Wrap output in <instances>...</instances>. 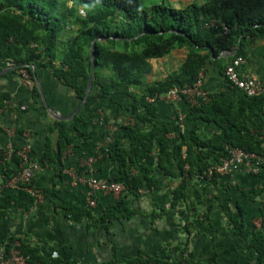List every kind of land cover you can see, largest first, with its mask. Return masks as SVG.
I'll return each mask as SVG.
<instances>
[{
    "label": "trees",
    "instance_id": "trees-1",
    "mask_svg": "<svg viewBox=\"0 0 264 264\" xmlns=\"http://www.w3.org/2000/svg\"><path fill=\"white\" fill-rule=\"evenodd\" d=\"M81 7L85 16L80 14ZM213 19L226 24L231 32L222 35L219 29L205 27ZM261 39H264V0H204L182 8L154 0H0V71L12 65L22 66L18 71L28 72L36 99L40 100V94L30 66L38 76L42 70L49 71L81 102L88 86L91 48L95 41L94 87L85 108L71 121H54V127L48 129L42 160L54 168L58 177H62L70 147L79 148L87 143V131L82 127L88 124L85 111L91 99L95 96L114 104L115 95H127L132 99L130 106L121 108L126 109L133 122L117 123L122 134L107 147L109 160L116 168L111 181L122 183L124 192L111 208L103 211L62 201L63 214L76 222L90 221L92 228L110 236L116 222L130 220L139 214L131 202L132 198H138L140 190L160 188L156 172L172 181L179 178L173 190V207L182 200L202 203V193L206 195L208 187L217 184L219 179L201 180V176L229 157L228 147L263 154L264 136L259 131L253 133L248 123L251 115L264 114V93L256 97L243 94L235 105L212 94L208 102L192 110L200 120L222 131L221 141L215 144L203 141L196 125L189 132L178 133L175 140L168 138L171 129L158 120L157 106L149 102V98L170 88L193 85L212 59L219 58L222 53L229 54L239 48L235 57H246L247 42ZM183 48L188 53L180 70L162 81L147 82L153 72L152 60ZM227 67L223 68L224 75ZM10 97L9 93L0 92V110ZM55 131L58 132L56 141L52 138ZM1 148L0 187L20 171L21 164L17 155L20 149H15L12 159L7 160L5 148ZM196 181L200 185L197 186ZM50 193L51 190H44L45 196ZM261 193H264V184L252 194L241 191V198L234 205L220 203L228 227L235 235L244 236L248 206ZM35 201L25 190L11 192L0 203V217L14 208L29 211L36 206ZM212 207L209 200L205 218H209ZM164 213L155 214V218ZM261 218V228L246 245L247 250L249 247L257 254V264H264V210ZM14 241L17 239L7 241V247ZM4 244L6 241L0 242V249ZM21 249L30 257L31 264H80L44 257L38 249L25 243ZM217 258L215 254L208 264H220ZM184 261L194 264L187 258L174 261L145 253L134 259L112 262L181 264Z\"/></svg>",
    "mask_w": 264,
    "mask_h": 264
},
{
    "label": "crops",
    "instance_id": "crops-1",
    "mask_svg": "<svg viewBox=\"0 0 264 264\" xmlns=\"http://www.w3.org/2000/svg\"><path fill=\"white\" fill-rule=\"evenodd\" d=\"M245 50L244 64L236 68L237 72L242 78L264 82V39L248 41ZM187 53L186 48L175 49L164 58L152 60L153 72L147 82L162 81L180 70ZM235 56L228 54L213 58L204 70L205 89L233 105L240 101L243 93L229 85L223 68L232 66L237 58ZM2 71L0 92L9 93L11 97L0 110V147L20 149L29 145L32 159L40 165L35 186L43 191L51 190V193L42 204L29 211L14 208L8 211V215L0 217V242L16 238L21 244L38 249L44 257L78 261L80 264H116L112 261L134 259L142 253L174 261L184 257L194 264H208L216 254L220 264H257V254L249 247L247 250L246 245L247 241L248 245L251 243L254 232L261 228L264 193L257 195L248 206L244 236L230 231L220 203L231 202L234 205L241 198V191L252 194L263 188V174L253 175L242 171L222 176L217 184L208 187L206 195L202 193V203L182 200L173 207V190L179 178L172 181L156 172L160 188L140 190L138 198H132L131 202L139 214L130 220L116 222L110 236L92 228L90 221L76 222L66 217L60 207L62 201L87 206L90 178L114 179L116 168L109 160L106 138L114 131L113 128H116L115 137L122 134L117 123L124 124L128 118L126 109L122 108L130 106L132 99L127 95H115L116 105L95 96L91 99L85 111L88 124L82 127L87 131V143L79 148L70 147L62 177H58L54 168L45 165L42 160L48 129L54 127L57 120L42 108L41 95L40 100L34 97L31 81L27 82L22 76L24 70L5 74ZM38 79L48 103L55 111L69 116L81 104L74 93L49 71L42 70ZM155 105L158 120L171 129L168 138L175 140L173 134L189 132L196 125L197 134L203 141L210 144L221 141L222 131L200 120L185 102L161 101ZM180 116L183 121H180ZM250 118L248 127L251 131H259L264 136V114L251 115ZM8 128L16 133H7ZM57 137L58 132L55 131L52 138L56 141ZM195 184L200 185L197 181ZM11 192L10 189H3L0 203ZM96 199L97 207L94 209L99 211L111 208L117 200L115 196L103 193H97ZM209 200L213 207L209 218H205ZM162 211H165L164 215L155 218V214Z\"/></svg>",
    "mask_w": 264,
    "mask_h": 264
},
{
    "label": "built area",
    "instance_id": "built-area-1",
    "mask_svg": "<svg viewBox=\"0 0 264 264\" xmlns=\"http://www.w3.org/2000/svg\"><path fill=\"white\" fill-rule=\"evenodd\" d=\"M80 14L85 16V11L80 10ZM207 28L219 29L222 35H227L231 32V29L224 23L220 22L218 19H213L205 24ZM244 64L243 57H237L232 66H229L225 71V76L233 88L240 90L244 95L248 97H256L259 94L264 93V82L256 79L242 78L237 72V67ZM23 78L28 82L30 80L27 71H23ZM211 95L204 87V70L199 74V77L195 83L187 87H174L165 91L161 95L149 98L151 104H156L161 101L170 102H185L188 107L193 110L197 107L202 106L203 103L208 102L211 99ZM24 109V108H23ZM180 121H183V117L180 116ZM133 122L132 119L127 118L124 123ZM113 132L110 133L106 138V147L114 141V132L116 128H113ZM9 134H14L16 131L14 129H6ZM178 135L173 134V138ZM0 149H2L0 147ZM229 151V157L223 159L220 164L214 165L208 169L201 176V180H212L217 177L228 174H235L238 172H246L247 174L261 175L264 174V153L257 154L254 152H247L241 148H227ZM5 157L7 160H11L15 152V149L5 148ZM20 157V171L12 177L6 184L0 187V193L3 189H10L12 192H19L22 190L27 191L35 198L36 205L42 204L45 199L44 191L36 188L33 185L35 181L37 172L40 169V165L35 162L31 157V148L29 145H25L17 152ZM205 176L207 179H205ZM77 178V177H76ZM1 182V179H0ZM90 192L86 201L88 208L94 209L97 207V193L111 194L117 199L124 192L125 187L122 183L116 181H109L104 179H98L92 177L88 181ZM262 222V220H261ZM8 244L3 245L0 249V264H31L30 257L26 256L22 252V244L20 241H14L7 247ZM44 264V263H36ZM181 264H189L187 262H182Z\"/></svg>",
    "mask_w": 264,
    "mask_h": 264
},
{
    "label": "water",
    "instance_id": "water-1",
    "mask_svg": "<svg viewBox=\"0 0 264 264\" xmlns=\"http://www.w3.org/2000/svg\"><path fill=\"white\" fill-rule=\"evenodd\" d=\"M94 43H95V41L92 43V48H91L92 65H91V71H90V76H89V81H88L86 94H85L84 98L82 99L81 104L78 106V108L69 116L62 115L61 113L55 111L50 106V104L48 103V101L46 99V95H45L44 89L42 87V84H41V82L38 79L36 70L34 69L33 66H30V68L32 69V72H33L34 81H35V83H36V85L38 87L39 93L41 95V98H42V101H43V105H44L45 109L47 110L48 114L53 119H55L57 121H66V122H68V121L74 119L82 111V109L85 107V105L87 104V102L89 100V97L91 95V92L93 90V87H94V77H95V63H94V52H93ZM238 52H239V48H237L236 50L230 52L229 54L235 56V55L238 54ZM221 55L222 56H224V55L226 56V55H228V53H222ZM20 68H22V66H20V65H12V66H9L6 69H4L1 73L5 74V73H8V72H11V71H14V70H18Z\"/></svg>",
    "mask_w": 264,
    "mask_h": 264
},
{
    "label": "rangeland",
    "instance_id": "rangeland-1",
    "mask_svg": "<svg viewBox=\"0 0 264 264\" xmlns=\"http://www.w3.org/2000/svg\"><path fill=\"white\" fill-rule=\"evenodd\" d=\"M156 2H160V1H164L166 4L170 5V6H173L175 8H182V7H185L186 5L192 3V2H196V3H202L204 0H154ZM71 4V2H70ZM80 9H83V7H81ZM46 197V196H44ZM185 258H181V259H177L176 260H184Z\"/></svg>",
    "mask_w": 264,
    "mask_h": 264
}]
</instances>
